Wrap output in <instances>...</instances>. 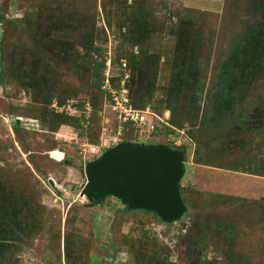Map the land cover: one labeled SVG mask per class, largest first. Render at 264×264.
Wrapping results in <instances>:
<instances>
[{"label": "rangeland", "instance_id": "obj_1", "mask_svg": "<svg viewBox=\"0 0 264 264\" xmlns=\"http://www.w3.org/2000/svg\"><path fill=\"white\" fill-rule=\"evenodd\" d=\"M0 2L5 18L10 20L8 23L14 24L6 38V47L15 46L18 51L26 42L30 43L39 12L55 13L59 9L56 14L61 16V10L74 27L63 34L51 31L46 36L47 41L60 46L68 38L73 42V52L79 54L89 50L93 71H98V74L88 76L85 67L73 68L64 60L49 58L47 66L36 60L40 65L39 85L44 88L38 100L32 98L34 91L24 88L13 78L7 80L8 90L0 94L2 264H66L68 260L72 264H136V249L144 248L148 243V248L158 245L168 263L186 264L178 247L186 233H191L190 236L199 233L208 238L207 262L203 264H210L209 261L226 264L211 242L212 233L205 232L209 228L207 224L213 221L209 215L213 208L234 219V228L239 235L230 244L232 249L236 245L245 248L244 254L248 258L243 264H264V179L252 176L264 175V74L250 87L241 89L233 106L224 110L222 117H215L212 100L216 96L210 90L216 64L228 55L233 40L242 37L248 26L257 21L251 0ZM135 26H139V39L146 46L144 50L142 44L132 38ZM180 26L195 38L184 41V35H177ZM180 41L183 52L178 56L180 60H176ZM29 45L26 46L28 50L32 46ZM142 56L156 64L149 69L150 76L155 79V88L148 102L160 110L171 103L179 110H190L197 117L193 124L186 123L187 127L194 125L197 145L188 140L191 146L187 151L183 179L206 190V200L197 201L201 206L193 207L182 219L168 224L143 211L118 213L122 203L111 197L101 205L92 206L82 194L87 178L81 169L109 147L124 141V137L164 144L168 138H173L163 129H157L155 133L159 127L157 123L160 127L169 125V110L161 113L146 107L151 114L147 116L149 124L156 122L154 131L140 129L137 135L135 128L126 124L130 120L122 122L128 116H123L121 87L123 83L128 85L131 70L142 62ZM174 59L177 63H173ZM174 67L182 70L177 73L181 86L175 90L170 87ZM30 68L34 66L31 64ZM112 77L113 83L108 81ZM98 79L102 81L105 93L101 107L93 117L101 128L99 133L97 126L96 134L90 136L87 125L91 113L86 111V105L91 103L89 93L102 96L95 86ZM109 85L112 94L107 91ZM70 90L71 95H67ZM125 94L128 104L133 109H140L133 105L128 86ZM50 110L78 118L80 126L69 122L52 123ZM15 121L19 122L21 136L13 128ZM121 124L124 128L118 140L114 137ZM199 144L202 146L200 151L196 150ZM55 150L63 155L55 157L51 154ZM65 155V161L60 162ZM200 162L209 165L198 164ZM50 180L54 181V186ZM214 192L240 198L225 201ZM206 202L209 204L204 207ZM13 208L18 215L14 214ZM112 237L120 246L117 254L111 249ZM123 239L134 243L131 250L124 248ZM65 247L67 258L64 257Z\"/></svg>", "mask_w": 264, "mask_h": 264}, {"label": "trees", "instance_id": "obj_2", "mask_svg": "<svg viewBox=\"0 0 264 264\" xmlns=\"http://www.w3.org/2000/svg\"><path fill=\"white\" fill-rule=\"evenodd\" d=\"M251 2L254 6L253 11L255 12L254 16L257 17V21L255 23L252 22L248 26L247 32L242 37H237L235 40L232 39L234 42H232L229 46L228 55L216 64L217 71L215 77H213L214 82L211 83L212 86L210 89L212 92L215 93L216 96L215 99L212 100L213 107L216 112L215 117H222L224 110L227 111V109H230L233 106L234 102L237 100L238 95L241 94V89L244 87H250L254 81H256L259 77H261V75L264 74V0H251ZM2 9L3 8L1 5L0 94H3L5 89L8 90L6 85L7 80L13 78L17 82H19V84H21L24 88L34 91V95L31 93L32 98L33 100H38V97L42 95L44 91V88L39 85V82L41 81L39 67L41 64L47 66V63L50 61L49 58H52L53 60L59 59L67 61V63L72 64L73 68L85 67L84 72L88 76L98 74V71L96 73H94L93 71V60L91 59L89 50H86L83 53L79 52V54L73 52V42L68 38L64 40V42L66 41L65 44H60V46L50 41H47L46 36H49L51 31L56 32L58 34H63L66 30H71V28L74 27L70 23L71 21H69L67 17L64 16L63 13H61V10L59 11V14L61 16H58L56 14V11H58L59 9H56L54 11L55 13H53L52 11L48 14H46L45 11L39 12L37 16L38 22L35 31H33L34 35L32 41L30 43H28L29 41L26 42V44L22 45L21 49L16 51L15 46H5L6 38L11 33L14 24L12 25V23H8V21L10 20L5 18ZM59 17H61V19H57ZM15 30H17V28H15ZM140 35L141 33L139 26H135L133 28L132 38L135 42L139 41L142 44L140 45L141 48L144 50L146 46L143 45V40L141 41L139 39ZM177 35L179 37L184 35L183 40L189 42L190 40L195 38V36H193L191 32L186 33L183 29H181V26ZM180 43L181 41L177 43V49L175 52L177 55L176 60H180L178 56L181 55L180 52H183V48L181 49ZM27 44L32 45L29 50L26 49ZM68 45L70 46L68 47ZM36 60L39 62L40 65H37ZM140 60H142V62H140L138 67L134 66L131 70V78L127 85L130 89V97L132 103L136 108L140 109H145L147 106H149L152 107L156 112L160 111L161 113H163L166 110L170 111V117L168 118L169 125H162L161 127H157L155 133L157 132V129H163L166 131L167 135L173 136L171 140H169L168 138L167 145L173 148L183 150L186 155V163L188 161V147L191 146V143L189 144L188 140L191 139L195 142L194 125H190V127H187L186 123H194L193 120H195L197 117L190 110L181 108L179 110L177 106L172 105L171 103H167L165 109L163 110H160V108H157L155 105H151L150 102H148V99L153 97L154 95L153 89L155 88V79L150 76L152 73L149 72V69L151 66L156 67V64L149 62V58L145 56H142ZM176 60L174 59L173 63H177ZM31 64L34 66L33 69L30 68ZM173 71L174 74H172L171 77L170 87L175 90L181 86V81L179 80L177 73L180 74L182 70L180 67H174ZM109 81L113 83L114 78H110ZM188 83L189 82H187V84ZM102 84L103 83L102 81H100V79H98L97 83H95V86L98 87V90L102 94L100 98L97 97L98 94L96 95V93H89V96L91 98L89 102L92 103L91 106L93 109L90 116V120H92V123H90L89 120L87 125V134L90 136L96 134L97 126L99 127L98 131L100 133L101 127L98 124L99 122L96 121L95 117L93 116H95L97 111L100 109V101L101 98H103V94L105 93L104 90L102 91ZM110 86L111 85L108 86L107 91L108 93L112 94ZM127 86L124 85V87L126 88ZM235 88H237V92H234ZM71 92L72 90H70L67 95H71ZM91 95L94 96L92 97ZM0 97H2V95H0ZM50 111L51 118L54 121L52 123L58 125L59 122H69L80 126V121L78 118L69 117L64 113H55L53 110ZM126 124H128L127 126L132 125L131 127L135 128L136 134H140L139 127L136 126L133 122H129ZM13 128L18 134V136H21L22 132L18 121H15L13 123ZM181 129H184L183 135H181L179 132ZM124 139L132 142H139V139L131 140L127 137H124ZM176 140H182V142L180 144H176ZM201 148L202 146L201 144H199L196 150L200 151ZM53 155L58 156L63 155V153L61 151L55 150L53 151ZM66 157L67 156L65 155L63 159H60V162L65 161ZM198 164L209 165L207 162H200ZM180 191L184 203L188 206V213L193 210V207L195 208V206H201L197 201L204 202L206 200V190L198 186H194V184H192L191 182L186 183L184 179L182 180ZM214 193H217V197H220L223 200L225 199V201L230 200L231 202H233L234 199L240 198V196L233 194L221 192ZM111 198H113L117 202H120L114 197ZM208 204L209 203L206 202L203 204V206L206 207ZM12 211L14 212V214L18 215L17 210L13 208ZM131 211H143L149 214H153L161 223H164L161 218L153 211H147L145 209H130L123 204L121 208H119L118 213L126 214ZM209 215H211L213 221L207 224L209 225V228L204 231L206 232V234L208 232L212 233L211 242L214 243L216 250L219 251L222 260L226 264H243V260L248 258V256L244 254L245 248H240V246L236 245V248L232 249L230 244V242H233L235 238L239 235L238 230L234 228V219H232L231 216H227V213L221 212L218 208H213L212 212L209 213ZM229 220L232 221L229 222ZM190 235L191 233H186L178 243V247L181 249V254L183 255V258H185L183 260H185L186 264H203L204 262H207L206 251L209 244L206 245V242L208 241V238H206V235H204V237L206 238L205 239L202 235L200 236L199 233L193 236ZM112 238L113 239L111 240V249L113 254H117L119 252L120 246L117 243L118 240L115 239V237ZM121 243H123L124 248L127 249H130L132 245H134L133 242L125 239H123ZM148 245L149 243L146 244L144 248L138 247L136 249V264H176L175 262L168 263V259L162 255V249H160L158 245L154 244L149 248ZM65 248L66 251L64 250V257L67 258V247ZM146 254H149V256L147 255L148 257H146ZM209 263L211 264L210 261ZM0 264H2L1 258ZM66 264H72V261L68 260ZM110 264L113 263L111 262Z\"/></svg>", "mask_w": 264, "mask_h": 264}, {"label": "water", "instance_id": "obj_3", "mask_svg": "<svg viewBox=\"0 0 264 264\" xmlns=\"http://www.w3.org/2000/svg\"><path fill=\"white\" fill-rule=\"evenodd\" d=\"M185 158L183 150L164 143L121 141L81 169L87 178L82 194L92 206L114 197L130 209L153 211L163 222H176L188 211L180 191Z\"/></svg>", "mask_w": 264, "mask_h": 264}, {"label": "built area", "instance_id": "obj_4", "mask_svg": "<svg viewBox=\"0 0 264 264\" xmlns=\"http://www.w3.org/2000/svg\"><path fill=\"white\" fill-rule=\"evenodd\" d=\"M126 92H127V88L124 87V83H123L122 88H121V93H122L121 95H124V98H122V106H123L122 109H123V112L125 114H123V116L127 115L128 117L125 116L124 119H123L124 121L122 120V122L130 120L134 124L138 123L139 124L138 125L139 129H148L149 131H154L155 127H156V122L153 121V122H151L149 124L150 121L147 118L148 114L151 115L149 113V111H150L149 108L150 107H148L149 111L146 108H145L146 110L145 109L140 110V109H135V108L133 109L128 104V98H127V95L125 94ZM114 98L116 100V97H114ZM115 103H116V101H115ZM117 103L119 104L118 101H117ZM68 107L70 108V104L68 105ZM86 109H87L86 111H88V113L92 112V107L90 106V104H87ZM152 115H154L153 112H152ZM121 116H122V114H121ZM157 117H159V116H157ZM159 119H161V121H163L162 118L159 117ZM157 126H160V125L157 123ZM119 128L120 129H118V131H117L118 133L114 137V138H116L118 140L121 139L120 136H121L122 128H124V125H122V124L119 125ZM179 132H180V134H184V129H181ZM175 143L176 144H180L181 141L180 140H176Z\"/></svg>", "mask_w": 264, "mask_h": 264}, {"label": "crops", "instance_id": "obj_5", "mask_svg": "<svg viewBox=\"0 0 264 264\" xmlns=\"http://www.w3.org/2000/svg\"><path fill=\"white\" fill-rule=\"evenodd\" d=\"M226 170H229V169H226ZM235 172H238V171H235ZM240 174H241V176H244V174H242V173H240ZM252 176H254L255 178H258V179H260V178H263L264 179V176H257V175H252Z\"/></svg>", "mask_w": 264, "mask_h": 264}]
</instances>
